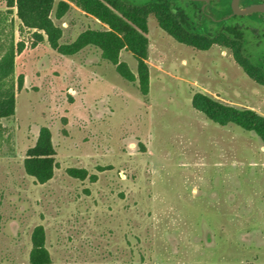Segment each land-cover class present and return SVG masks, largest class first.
I'll return each mask as SVG.
<instances>
[{
    "label": "rangeland",
    "instance_id": "1",
    "mask_svg": "<svg viewBox=\"0 0 264 264\" xmlns=\"http://www.w3.org/2000/svg\"><path fill=\"white\" fill-rule=\"evenodd\" d=\"M49 16L60 45L108 28L68 0ZM146 21L142 95L97 46L62 54L0 0V55L11 39L24 43L14 58L23 86L1 120L0 264H29L38 225L55 264H264V145L191 104L203 93L264 116V85L233 49H198ZM119 61L137 75L128 49ZM43 126L56 166L40 183L23 161Z\"/></svg>",
    "mask_w": 264,
    "mask_h": 264
},
{
    "label": "trees",
    "instance_id": "2",
    "mask_svg": "<svg viewBox=\"0 0 264 264\" xmlns=\"http://www.w3.org/2000/svg\"><path fill=\"white\" fill-rule=\"evenodd\" d=\"M79 5L86 12L94 15L107 25L105 30H86L70 44H58L60 30L49 14L54 0H7L8 7H16L17 17L22 27L34 31L33 35L43 39L46 35L51 47L62 54H73L82 47L93 44L101 50V56L111 62L117 73L128 82L137 81V88L142 95L149 92V76L146 67L148 39L146 33L147 17L153 16L159 27L180 43L207 50L214 43L233 49L236 60L244 72L256 82L264 85V64L255 63L258 55L244 38V28L228 29L220 34L185 31V12L169 0H68ZM62 5H66L61 2ZM58 16L60 14H57ZM24 43L14 45L10 40L6 50L0 55V137L1 120L8 118L15 111V91L23 86V75L14 78L15 52L23 49ZM128 49L137 60V75L125 62L119 61V52ZM242 59V60H241ZM244 59V60H243ZM192 106L208 119L219 124L233 123L252 132L264 145V116L250 108H238L227 105L207 94L195 93L191 99ZM55 150L51 134L47 127H41L33 146L27 149L23 161L25 172L43 183L53 176ZM29 264H55L45 246L44 229L36 226L31 233Z\"/></svg>",
    "mask_w": 264,
    "mask_h": 264
},
{
    "label": "flooded vegetation",
    "instance_id": "3",
    "mask_svg": "<svg viewBox=\"0 0 264 264\" xmlns=\"http://www.w3.org/2000/svg\"><path fill=\"white\" fill-rule=\"evenodd\" d=\"M185 12V31L220 34L238 26L244 28V38L251 47L256 48L258 57L255 63L264 64V11L238 13L250 5H260L264 0H169ZM182 1H185V3ZM234 4L236 11H234ZM235 12V13H234ZM248 14H254L258 20H247ZM215 44V43H214ZM212 46V45H211Z\"/></svg>",
    "mask_w": 264,
    "mask_h": 264
},
{
    "label": "water",
    "instance_id": "4",
    "mask_svg": "<svg viewBox=\"0 0 264 264\" xmlns=\"http://www.w3.org/2000/svg\"><path fill=\"white\" fill-rule=\"evenodd\" d=\"M233 7H234V11H236L235 4ZM255 11H264V3L260 5H250L246 7L243 11H239L238 13H250V12H255Z\"/></svg>",
    "mask_w": 264,
    "mask_h": 264
}]
</instances>
